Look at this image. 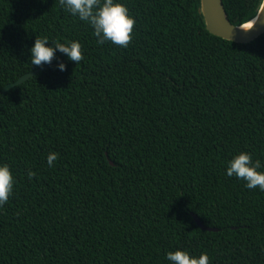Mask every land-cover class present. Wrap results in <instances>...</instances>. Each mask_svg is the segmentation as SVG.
Wrapping results in <instances>:
<instances>
[{"label": "trees", "instance_id": "obj_1", "mask_svg": "<svg viewBox=\"0 0 264 264\" xmlns=\"http://www.w3.org/2000/svg\"><path fill=\"white\" fill-rule=\"evenodd\" d=\"M0 264H264V35L201 0H0Z\"/></svg>", "mask_w": 264, "mask_h": 264}, {"label": "water", "instance_id": "obj_2", "mask_svg": "<svg viewBox=\"0 0 264 264\" xmlns=\"http://www.w3.org/2000/svg\"><path fill=\"white\" fill-rule=\"evenodd\" d=\"M201 13L204 17L209 33L222 39L235 43L247 44L264 35V1L257 16L251 21H254L253 25L248 29H244V25L235 26L230 22L224 8L223 0H201ZM44 68L28 73L21 77L15 83L7 85L4 88V92H7L10 89L26 82L27 80L31 79L33 76L44 70ZM193 217L196 223L203 230L218 231L217 229H210L205 227L196 215H193Z\"/></svg>", "mask_w": 264, "mask_h": 264}, {"label": "bare ground", "instance_id": "obj_3", "mask_svg": "<svg viewBox=\"0 0 264 264\" xmlns=\"http://www.w3.org/2000/svg\"><path fill=\"white\" fill-rule=\"evenodd\" d=\"M253 23H254V21L244 25V29L250 28L253 25Z\"/></svg>", "mask_w": 264, "mask_h": 264}]
</instances>
